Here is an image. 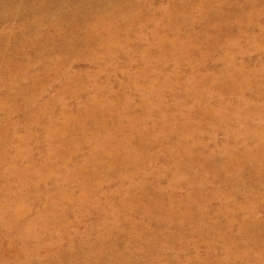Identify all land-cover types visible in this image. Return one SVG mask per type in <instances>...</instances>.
Instances as JSON below:
<instances>
[{"label": "bare ground", "instance_id": "obj_1", "mask_svg": "<svg viewBox=\"0 0 264 264\" xmlns=\"http://www.w3.org/2000/svg\"><path fill=\"white\" fill-rule=\"evenodd\" d=\"M217 1L223 5L225 0ZM258 1H238L236 8L242 10L251 6L255 10ZM197 9L199 21L218 14L213 4L206 0H201ZM14 10L17 11L12 13ZM27 10L33 15L31 21L24 18ZM128 11H135L132 19L126 17ZM161 12L168 13L164 7ZM142 14V10L137 11L133 0H0V55L8 56L6 71L13 80L7 85L12 93L0 103V110L5 111L4 123L0 124V198L3 197L0 230L5 232L8 243L15 245L11 259L3 264H160L164 258L163 250L149 263V258L135 257V254L147 252L149 243L159 244L160 241L176 246L178 252L170 258L171 261L186 264L189 259L185 263L180 258L183 253H190L193 246L197 250L205 246L211 251L217 241L223 240L228 246L218 248L221 252L217 249L223 258L213 264L262 262L263 254L255 256L252 248L258 246L264 250V89L256 87L252 91L251 78L245 72L239 74L245 78L241 84L231 73H223L224 82L231 85L230 92L205 94L206 106L200 111L206 118L214 119V128L196 124L188 113L171 118L168 129L159 134H154L155 126L144 128L143 125L152 120L153 113L163 107L150 103V96L157 92L155 80L141 83L150 75V56L155 50L162 55L160 60L152 63L158 65L165 62L164 56L168 52H173L175 59L192 54L194 47L202 44L194 37L196 34L192 33V28H189L187 40L180 39L177 34L174 39H167L161 35L160 29L153 30L148 36L152 43L142 54L145 66L137 77L131 79L143 107L140 116L133 115L130 97H125L124 107L116 111L113 103L98 99L101 89L96 84L86 86V82L91 83L107 68H98L93 78L73 74L74 60L82 61H78L82 57L81 48L99 61H103L105 55H112L114 44L125 51L119 44L120 38L125 34L124 42L130 45L129 34L134 28L130 21L140 20ZM16 19L20 22V30L8 32L3 24ZM139 29L143 31L145 28ZM212 29L207 27L204 31L207 33ZM217 29L220 31L221 28ZM144 39L141 34L136 37V41ZM30 49L32 56L20 59ZM51 54L54 57H50ZM35 58L42 60L37 63L47 74L45 83L35 74ZM28 79L31 84L27 86ZM62 79L67 82L56 91L58 95L43 101ZM78 85L81 87L76 88L72 96L80 91L93 95L85 109H79L74 118L61 95ZM20 98L23 104L18 109L10 106ZM54 106H59L63 115L58 130L51 128L56 124L53 121L43 135H34L32 131L40 128V121L32 118L30 111L38 109L41 113H51ZM176 108L184 109V105H176ZM21 111L26 117L24 125L18 127L11 120ZM164 119L162 116V121ZM70 127H73L71 132L67 130ZM222 129L226 131L223 149L215 139L212 142L216 148L215 157L220 161L218 164L213 163L214 160L208 163L210 159L197 149L209 147L202 138L208 131L215 135ZM12 131L17 136L13 132L14 137L9 138ZM66 135H71L70 140ZM78 136L80 139L76 142ZM164 139L173 141L174 145L167 149L159 144ZM42 142H47V149L40 152L43 158L39 162L31 145L38 146ZM157 144L159 157L149 153ZM12 147L14 156H10ZM86 149H89V155L83 163H77L78 155ZM162 155L168 163L156 168ZM197 160L204 162V166L196 164ZM7 166L12 168L9 176L4 172ZM90 167L94 171L87 174ZM54 175L58 177L51 181ZM165 177L170 180L163 186L161 182ZM114 178H117L116 186L105 189V184ZM8 180L6 186H1ZM48 184L52 185L51 194L47 191ZM44 185L47 187L42 189ZM221 185L227 190L221 191ZM181 187L186 189V194L177 192ZM30 188L34 189L37 202L44 206L34 219L31 217L33 207L28 203L32 195ZM195 190L199 192L198 196ZM7 197L11 198L8 202ZM197 198L203 200L204 206L194 208ZM212 202L221 204L215 213ZM71 215L78 220L70 221ZM92 217L97 222L90 223L88 219ZM109 221L114 222L113 227L107 225ZM86 222L88 230L82 228V224L86 227ZM120 227H127L131 232L132 237L128 239L131 246L143 243V247H136L138 253L131 246L119 251L117 241L109 239ZM197 233L210 239L192 245L190 237ZM118 235L126 239L125 233ZM93 236L95 238L91 240ZM242 248L245 249L243 253L240 252ZM43 251L53 258L47 261L46 257H41ZM203 261L212 262L211 255L206 260L200 258V262Z\"/></svg>", "mask_w": 264, "mask_h": 264}, {"label": "rangeland", "instance_id": "obj_2", "mask_svg": "<svg viewBox=\"0 0 264 264\" xmlns=\"http://www.w3.org/2000/svg\"><path fill=\"white\" fill-rule=\"evenodd\" d=\"M19 1L21 2L23 0H19ZM133 1H134V5L135 6L137 5V11L140 9L142 10L143 14L140 20L137 21L136 19L135 22L133 20L130 21V23L133 24L132 27H134L131 28L133 30L129 34V38L131 40L130 45H127L124 42V40L126 39L125 34H123L122 38H120L121 42L119 44L123 45L124 47L123 50L125 51H122L121 48L118 49L119 47H115L118 46V44L116 45L114 44L113 47L115 48L112 47L111 49L112 55L110 57L105 55L104 56L105 59L103 61H99L98 59H96L95 56H93L92 53H90L87 50H82L81 48L79 51L82 54V57L78 59V61L79 60L82 61L77 62V60H74L76 64L73 65V69H72V71L74 72L73 74L81 73L92 76L93 78L98 72V68H102V67L107 68L94 81L92 80L91 83L86 82V86L88 85L91 86L96 84L101 89L98 94V99L100 101L113 103V106H115L114 109L116 111H119L124 107L123 101H125V97H130L133 104V109H132L133 115L140 116L142 114L141 109H143V107L142 105H140L141 101L133 88L135 83L131 79L137 77L139 71L145 66L144 60H142V54L144 51L147 52L149 45L152 43L150 42L148 36H150V33L155 29H160L159 31L161 35L166 36L167 39H174L175 35L177 34L180 39L187 40L190 37L189 28H192L191 29L192 33L194 35L196 34L194 37L200 40L202 44L194 47V51L196 53L193 52L190 55L185 54L184 56L180 57V59H175L176 56L174 57V53L168 52V54L164 56L165 62L160 63L158 65H154L152 63L157 60H160V57L162 55L157 50H155L154 51L155 53L153 52L152 55L150 56L151 57L150 58L151 64L149 67L150 75L148 78H146V80L144 79L143 81H141V83L146 84V81H150L151 79L155 80V89L157 90V92H155L152 96H150V100H151L150 103L153 105L158 104L163 107L159 108V110H156L153 113L152 120L147 121L146 123L148 124L143 125V127L147 128V127L155 126L154 134H159L160 132L168 129L171 118H173L176 115L182 117V114L185 113L186 114L188 113L192 117H194V122L196 124H199L201 126L202 125L205 126V124H207L210 125L211 128H214L215 126L214 119L206 118L203 115V113H201L200 111H202L206 106V102H205L206 99L203 98L205 94L206 95L211 93L228 94L230 92L229 88H231V85L224 82L222 78L223 73H227L226 75H230L231 73L233 76H235L234 80L241 84L244 83L243 80H245V78L244 79L241 78L239 74L245 72V74H248L250 76L251 78L250 81H252L251 82L252 88L249 87V91L250 88L253 91L256 89V87L264 89V0H259L258 2H256L255 10H253L251 6L245 9L243 8L242 10H238L236 8L237 2L244 0H225L223 5H221V3L218 2L217 0H213V1L206 0L210 4H213L215 8V12H217L218 14L216 13L217 14L216 16L207 17L202 21H199V16H198L199 10L197 9L201 0H133ZM187 6L189 7L186 9ZM163 7L166 9L168 13L164 14L163 12H161V8ZM182 7L184 8L182 9ZM16 11L17 10H14L12 13ZM134 12L135 11H128L126 17L128 19H132ZM114 13L118 15L119 12H114ZM24 18L27 21L29 20L31 21L33 15L30 13L29 10H27L24 15ZM3 26L8 30V32H12V33H17L20 30L19 28L20 22H18L17 19L15 21L6 22L3 24ZM207 27L213 29L206 33L204 31V28ZM139 28H145V29L141 31ZM217 28H221L220 31ZM140 34L145 36L146 39H144V41H136V37H138ZM15 45L17 44L15 43ZM92 45L95 44L93 43ZM10 47H12L11 43H10ZM100 53H98L97 55H99ZM28 56L29 57L32 56L31 49L27 52V54H22L20 59L25 60L26 58H29ZM7 57L8 56H6V54L0 55V103L5 102L7 98L6 95L12 93L7 87V85L13 83L11 75L6 71L5 62L7 60ZM50 57H54V54H51ZM71 59L72 58H70V60ZM35 60H36V63L34 65L35 74L38 75V77L42 80L43 83H45L44 81L47 78V74L40 66V64L37 63V61H42V60L40 58L37 59L35 58ZM50 70L52 71L53 67H51ZM232 72L233 73L235 72V74H233ZM82 79H84L83 76ZM66 82L67 79H62L58 81L55 85V88L51 89L48 92V94L44 97L43 101H48L49 99L56 97L58 95V92L56 91L59 88L65 86ZM25 83H27V86L31 84L30 79H28L27 82ZM79 87L81 86L80 85L75 86L73 90L68 91L63 95H61L64 98V101L68 104V107L71 109L70 113H72L74 118L78 116L77 111L79 109H81V111L85 109L84 106L88 103L90 97L93 95L90 92L88 93V92L80 91L78 93H75L77 94L76 96H72L74 94L73 93L74 90L76 88L79 89ZM249 93H251V91ZM234 98L236 99V96ZM253 101H254L253 103H258L255 102V100ZM22 104H23L22 98H20L16 102L11 103L10 106L18 109V107H20ZM176 105H184V109L181 110L177 109ZM7 107H9V104H7ZM52 108L53 109L51 110L52 111L51 113H49L48 111H44L43 113H41L38 109L30 111L31 117L32 118L35 117L34 118L35 120L38 119L40 121V128L32 131L34 135H43L44 131L47 128L51 127L53 121H55L56 124L51 128L54 131L58 130L60 126L59 124L62 123L63 121V115L59 106L58 107L54 106ZM162 116L165 117L164 121H162ZM3 117H5V111L2 109L0 110V118H1L0 124L4 123L3 122L4 120H2ZM25 117L26 115L24 114V112L21 111L16 113L11 121L12 123L20 127L24 125L23 122ZM30 121L32 120H29V122ZM72 129L73 127H70L67 130L71 132L70 130ZM13 132L14 131L10 132L9 138L14 137ZM206 134L202 138L203 141L206 144H208L209 147L206 150L204 149L202 150V148L200 147V149L199 150L197 149V151L205 153L204 157L210 159L208 163H211L214 160L213 163L218 164L220 160L215 157L216 148L215 145L212 144V142L215 139L219 144L218 146L220 147V149H223V145H225L226 131L225 129H222L219 132H217L215 135L213 131H208V133ZM15 135L17 136L16 133ZM70 137L71 135H66V138L68 140H70ZM79 139L80 136L77 137L76 142H78ZM162 141L163 142L159 144L164 145V147H166L167 149H170L171 146L174 145L176 139L173 138L174 142L168 141L166 139ZM135 143L137 144L136 141ZM31 146L34 147L32 150L35 152L36 158H38L39 162H41L43 157L40 155V152L45 151V149H47V142H42L38 146L36 145H31ZM157 146L158 144L152 149H150L149 153L156 156L160 155L159 146L158 147ZM10 150H12L10 156H14L15 149L12 147ZM88 155H89V149H86L83 153L78 155L77 163H83ZM159 159L161 163L159 162L156 165V168L158 166H162V165L164 166L168 163L165 155L160 156ZM198 163L203 165L204 162H202L201 160L199 162V160H197L196 164ZM4 169H5L4 170L5 174L9 176L8 174L12 171L11 166H7ZM93 169H94L93 167L88 168L87 174L92 173L94 171ZM51 177H52L51 181H54L58 176L56 175L55 177L54 175ZM169 180L170 177H165V179L163 180L164 182L163 181L161 182L162 185L163 186L166 185V183ZM8 182L9 180L2 183L1 186H6ZM116 183H117V178L112 179L111 182L105 184V189H112V187L114 188L116 186ZM73 186L75 187V185ZM46 187L47 185H44L42 189H45ZM256 188H258V186ZM220 189L221 191H226L227 187L221 185ZM51 190H52V185L48 184L47 191L50 194L53 193V190L52 191ZM185 190L186 189L184 187H181V189L179 188L177 192H179V194H186ZM30 191L32 192V195L28 203L33 207V213L31 217L32 219H34L40 215V213L44 209V206L37 202L38 198L36 197L34 189L30 188ZM195 193L196 196H198L197 194L199 192L195 190ZM254 194L258 197H263L261 194H258V192L257 194L256 192H254ZM40 197L44 199L42 195ZM10 199L11 198L7 197L6 202L10 201ZM2 200L3 197L0 198V205H2ZM40 201L42 200L40 199ZM206 205H208V203ZM262 205H264V199ZM193 206L194 208H196L197 206L199 207L204 206L203 200L197 198ZM211 207H213L212 211L215 213L217 212L218 209H220L221 204L218 202H212ZM0 219H2L1 215H0ZM69 219L72 222L78 220L77 217L73 215H71ZM88 221L90 223H93V222H97V219L92 217L88 219ZM85 225L86 227L84 226V224H82V228L88 230L89 229L87 228L89 227L88 222H86ZM107 225L113 227L114 222L109 221ZM114 231L115 233H113L109 237V239L112 241H117V243L120 246L119 251H122V249L126 248L127 246H131L128 239H131L132 236H131V232H129L127 227H120L119 229H115ZM186 232L189 233V228L186 229ZM122 233L126 234V239L118 235ZM4 234L5 232H2L0 230V264H3L6 260L11 259L12 250L13 248H15V245H10L8 243V237L5 236ZM199 235L200 234L197 233L196 235L190 237V241L192 242V245L195 244L200 245L201 243H204L210 239L207 235H203V236L200 235L201 237H199ZM94 238L95 236L91 237V240H94ZM43 242H46V239H44ZM64 242L65 244L67 243L66 240H64ZM226 243L228 242L224 240L217 241L215 249H212L211 251H209L208 248L205 246L199 248L198 250L196 249L195 246H193L190 253L182 254L180 261L186 263L187 260L189 259L190 262L189 263L187 262L186 264H205V263L213 264V262L215 261L218 262L220 259L223 258V255L221 254L222 255L221 256L216 251L218 248L221 250L222 247L228 246ZM142 245L143 243L141 242V244L138 246L140 247ZM138 246L137 245L131 246L133 247V249H135L136 253H138V248H136ZM147 247L148 250H145L147 252L143 253V255L139 253L135 254V257H137L138 259L143 257L142 260H146L147 258H149V260L147 261V263H149L152 259L158 257L160 250H163L162 252L164 258L161 259L160 264H178L176 262L174 263V260L171 261L170 259L173 258L174 254L178 252L176 250L177 248H175L176 246H172L166 241H160L159 244L158 242L149 243ZM252 249H253L252 252L253 254H255V256L263 254L262 262L260 264H264L263 248L254 246ZM220 250L219 252H221ZM244 251L245 249L242 248L240 252L243 253ZM106 252H108V246L106 247ZM209 255H211L212 262H205V261H203L202 263L200 262V258L202 260H206V258ZM41 257H46L47 261H50L53 258L51 256H48L45 251L41 253Z\"/></svg>", "mask_w": 264, "mask_h": 264}]
</instances>
